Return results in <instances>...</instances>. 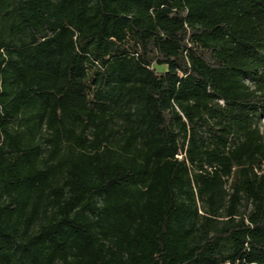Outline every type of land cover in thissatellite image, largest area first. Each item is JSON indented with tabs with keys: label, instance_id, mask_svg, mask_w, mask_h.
Here are the masks:
<instances>
[{
	"label": "trees",
	"instance_id": "trees-1",
	"mask_svg": "<svg viewBox=\"0 0 264 264\" xmlns=\"http://www.w3.org/2000/svg\"><path fill=\"white\" fill-rule=\"evenodd\" d=\"M261 118L264 0H0V264H264Z\"/></svg>",
	"mask_w": 264,
	"mask_h": 264
},
{
	"label": "rangeland",
	"instance_id": "rangeland-1",
	"mask_svg": "<svg viewBox=\"0 0 264 264\" xmlns=\"http://www.w3.org/2000/svg\"><path fill=\"white\" fill-rule=\"evenodd\" d=\"M161 69H164V68H157V71L161 70ZM259 130L261 132L262 135H264V118H261L260 122H259Z\"/></svg>",
	"mask_w": 264,
	"mask_h": 264
}]
</instances>
